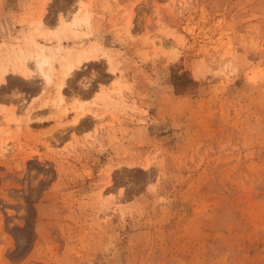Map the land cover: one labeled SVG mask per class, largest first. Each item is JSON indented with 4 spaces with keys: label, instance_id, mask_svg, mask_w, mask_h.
I'll return each mask as SVG.
<instances>
[{
    "label": "rangeland",
    "instance_id": "374dc122",
    "mask_svg": "<svg viewBox=\"0 0 264 264\" xmlns=\"http://www.w3.org/2000/svg\"><path fill=\"white\" fill-rule=\"evenodd\" d=\"M0 62V264H264V0H0Z\"/></svg>",
    "mask_w": 264,
    "mask_h": 264
},
{
    "label": "bare ground",
    "instance_id": "6f19581e",
    "mask_svg": "<svg viewBox=\"0 0 264 264\" xmlns=\"http://www.w3.org/2000/svg\"><path fill=\"white\" fill-rule=\"evenodd\" d=\"M81 9H83V8L81 7ZM61 20H63L62 24H64V26H66L64 28H70L71 31L73 32V34L78 35L80 30L77 27L82 26L83 24L89 25L90 15L87 13V11L81 12V10L79 9L77 13H74V17L72 18V21L70 23H67V21H65L64 19H61ZM97 53H98V48H94V49H90L88 51H85V53L79 52L76 55H74L64 65L65 75L66 76L70 75L72 72H74V69L82 62V60L89 59L91 56L93 57ZM30 54H31V56H33L35 58L36 63H37V67L39 68V70L46 76V78L48 80L51 79V75L49 74V72H47L48 71L47 68L51 67L52 59H51V56L45 52V48L43 46H39L38 44H36L34 51L30 52ZM26 60H27L26 51L25 50H21L20 52L17 51L16 61H18L19 63L15 64V65H16V68L19 69L20 71H22L24 75H27V72H28V70L26 68L27 66L25 63ZM6 72H7V66L3 65L0 62V81L3 80L4 74Z\"/></svg>",
    "mask_w": 264,
    "mask_h": 264
},
{
    "label": "trees",
    "instance_id": "16d2710c",
    "mask_svg": "<svg viewBox=\"0 0 264 264\" xmlns=\"http://www.w3.org/2000/svg\"><path fill=\"white\" fill-rule=\"evenodd\" d=\"M174 78H175V85L177 86V90L179 93H185L190 88L194 87V85L197 84V82L191 77H189L186 73H183L179 76L174 75ZM177 79L179 80V84L176 81Z\"/></svg>",
    "mask_w": 264,
    "mask_h": 264
}]
</instances>
